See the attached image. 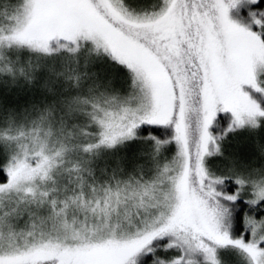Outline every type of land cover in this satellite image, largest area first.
I'll return each mask as SVG.
<instances>
[{
    "label": "snow or ice",
    "instance_id": "6c2138e0",
    "mask_svg": "<svg viewBox=\"0 0 264 264\" xmlns=\"http://www.w3.org/2000/svg\"><path fill=\"white\" fill-rule=\"evenodd\" d=\"M0 264H264V0H0Z\"/></svg>",
    "mask_w": 264,
    "mask_h": 264
}]
</instances>
